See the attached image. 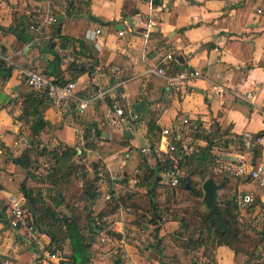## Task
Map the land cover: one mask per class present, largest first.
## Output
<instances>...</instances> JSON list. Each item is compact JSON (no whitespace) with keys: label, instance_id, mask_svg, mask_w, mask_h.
<instances>
[{"label":"crops","instance_id":"0c3cea01","mask_svg":"<svg viewBox=\"0 0 264 264\" xmlns=\"http://www.w3.org/2000/svg\"><path fill=\"white\" fill-rule=\"evenodd\" d=\"M69 5L72 8L67 13ZM0 6V53L6 58L2 59L5 64L12 68L6 78L0 69V210H6L10 193L23 195V182L32 187L37 184L34 180L40 178V163L47 165V158L39 157L33 177L14 161L27 149L25 141L29 143L33 137L32 118L24 114L26 107L32 109V103H37L48 122L39 137L42 142L77 146L79 150V145L84 146L85 159H89L93 168L98 166L105 181L136 167L143 168L146 160L156 172L157 184L161 185L155 159L144 157L140 149L156 141L161 130L171 127L180 117L190 121L182 138L189 153L206 146L204 139L196 137L195 130L199 127L209 130L212 123H218L233 138L264 131V15L257 12L258 8L264 10V0H157L154 8L147 0H16L15 5L12 2L10 6ZM29 6L34 7L29 9ZM29 13L36 20L33 23L41 21L46 14L57 17L58 22L44 25L40 39L35 42H31L30 27L32 36L28 41L3 30ZM138 14L151 16L155 21L148 42L143 37V26L137 21ZM92 15L101 22L91 20ZM97 28L101 33L94 39L88 38L87 31ZM119 30H124V35ZM169 51L176 55L178 65L171 62L165 67L167 74L190 67L201 70L203 77L169 86L164 76L150 70L161 67L160 58ZM56 55L61 57L59 63L55 61ZM21 65H31L48 75L58 72L65 81L74 79L80 99H86L90 92L105 91L106 94L84 109L77 99L57 103L51 98L39 97L19 78L17 67ZM82 67L85 71L79 74ZM215 84L224 85L227 93L216 94ZM236 91L253 92L254 97L240 100L235 96ZM141 100L145 105L136 113L132 105ZM114 101L132 111L137 125L135 133L129 130L130 119L111 123ZM93 125L101 132L100 136L96 135ZM150 126L156 129L151 131ZM86 142H94L95 148H88ZM247 158L254 165L264 166V135L258 143V155L254 156L252 151ZM215 175L216 181L222 178L221 174ZM222 190L251 192L255 196L252 210H263L264 188L248 177L230 176ZM140 191L135 200L139 202L138 212L147 215L148 226L143 238L150 243L158 227L161 253L149 244L142 248L139 240L120 248V237L112 236L101 243L107 248L104 252L110 255L114 244L117 246L113 264L120 257V249L130 253L129 259L121 258L120 264H191L181 241L174 237L179 222L165 219L158 225L151 224L150 196L146 187ZM102 195L101 192L93 203L94 213L104 207ZM69 206L60 207L71 217L73 210ZM137 216L129 224L127 214H114L110 229L121 234L137 226ZM239 218L243 219L241 214ZM41 234L43 240H50L49 234ZM56 237L62 238L61 248L57 250L59 258L38 257L35 248L21 234L0 220V255H6L11 264H61L72 253V247L65 232ZM101 237L100 232L96 233L95 242L90 245V264L108 262L101 254L96 257L94 253L93 248ZM57 244L58 241L54 245ZM216 261V264H244L245 257L227 245H220ZM253 262L264 264V250L260 259Z\"/></svg>","mask_w":264,"mask_h":264},{"label":"trees","instance_id":"16d2710c","mask_svg":"<svg viewBox=\"0 0 264 264\" xmlns=\"http://www.w3.org/2000/svg\"><path fill=\"white\" fill-rule=\"evenodd\" d=\"M70 8H72V6L70 7L69 5L67 13H69ZM35 21L31 13L27 15L24 14L16 19L15 24L7 29L3 28V30L15 33L19 40L28 41L32 36L28 28ZM48 45L51 46V43ZM55 61L59 63L61 57L56 55ZM172 62L175 63L174 65H178V60ZM0 69L2 72H5L4 77L6 78L10 75L12 68L7 66L4 60L0 59ZM177 70L178 69L172 70L170 74L175 73ZM84 71L85 69L82 67L78 72L80 74ZM51 76H54L55 82L57 83L68 82L60 77L58 72H53ZM69 81H74V79ZM34 93L39 97L48 98L43 94ZM36 104L37 103H32V109H28L27 107L24 109L25 116H31L32 118L30 126L33 137L30 138L31 142H29L27 149L24 150L19 157L15 158L14 161L20 165L28 175L34 177L33 169L38 167L37 163L39 162V157H46L48 169L45 180L50 181L54 186L59 184L62 180L77 176L79 172L85 169V166L76 161V158H82L84 156L85 150L84 146H80L82 151L78 153L79 149L77 146L63 143L50 145L42 142L39 137L48 125V122L44 119L43 114ZM92 128H94V125ZM94 129L96 135L100 136L101 132L96 127ZM154 129H156V127H149L151 131ZM89 131L90 127L85 132L86 136L89 134ZM195 131L197 138H202L206 141V146L201 148L200 151L192 153L185 152V162L183 165L184 173L181 176L179 185L174 187L164 183L158 185V177L156 176L155 170L150 168L144 159V173L137 187L126 194L121 192L115 194L111 200L105 201L104 207L98 213H94L92 207L93 203L100 197L103 189L101 184L102 176L99 174L98 166H96L94 168V177L92 179H87L82 187V195L85 201V209L83 210L86 217H81L80 214L76 215L74 211L72 212V216L68 217L62 211H59L60 206L67 205L64 196L57 195L58 192H55L56 195L54 194L49 200H46L41 190L28 186L23 182L21 191L27 200V206L34 216L37 226L41 233L49 234V237L51 236V238H53V240L50 238V240L46 241L48 242V249L52 247L51 252H57L58 248H61L59 242L62 241V238L58 239L56 234L65 232L70 241L72 253L67 256L66 259L63 258L61 264H90L92 252L89 241L91 234H94L96 230L101 233V236L105 235L109 236V238H111V236L116 238L121 237V234L113 232L110 229L111 216L119 214L121 204L125 206L129 205L132 207V210L137 209V211H139V204L135 198L143 187H146L151 200L150 223L158 225V223L165 219L178 221L179 228L174 232V237L181 241V246L185 250V256L190 259L191 264H216V250L220 245H227L237 254H242L245 257L244 264H256L255 262L252 263V261L260 259L261 252L264 250V205L262 206L263 210L261 213L262 220L256 223V220H253L251 217L247 218V220L239 218L235 193H233V197L224 196L219 199V204L213 210L208 209L203 201L204 191L202 184L208 176L211 175V177L215 178V174H221L222 178L215 181L222 184L223 188L228 184V177H230L227 173L220 172L217 169L219 163L216 162L217 155L213 150L221 149L222 151H227L231 144L236 143L240 146V151H242L244 148V137L243 135L236 136L233 139L228 137L229 133L227 131H222L218 123H212L209 130H201L199 127V129ZM263 135L264 131L253 135V137H260ZM158 138L159 137L156 139L158 140ZM182 138L176 141L179 150L183 149ZM156 141L150 144L153 146ZM85 146L91 149L95 148L94 142H86ZM252 151L254 156L258 155V144L252 147L251 152ZM82 176L86 179L88 173L85 171ZM195 176L201 178L200 184L194 178ZM248 179L252 180L250 177H248ZM124 182L126 183V181ZM156 185L170 189H178L179 187L187 189L192 197L200 201L198 202L199 207H195L192 212L187 210L184 211V213H175L172 211L169 214L168 211L162 210L158 203ZM254 203L248 209L249 212L253 211L252 206ZM201 206L204 208L202 209ZM139 216L141 218L140 222L143 223H139L138 221L137 225L140 229L146 230L148 228L147 215L141 213ZM0 220L7 227L8 222L4 210H0ZM247 229L253 230L254 233H248ZM157 233L158 227L154 230L155 238L150 240L149 246H152L158 253H161V239L158 237ZM56 241H58L57 246L54 245ZM5 259H8L6 255H0V264H2V261Z\"/></svg>","mask_w":264,"mask_h":264},{"label":"built area","instance_id":"2783aa9c","mask_svg":"<svg viewBox=\"0 0 264 264\" xmlns=\"http://www.w3.org/2000/svg\"><path fill=\"white\" fill-rule=\"evenodd\" d=\"M149 6L154 8L157 0H147ZM259 14L264 15V10L261 8L257 9ZM137 21L143 26V37L146 42L149 41L151 32L155 25V21L151 16H146L143 14L137 15ZM58 22L57 17L46 14L43 19L39 22L30 25L32 31L31 42L39 40L42 33V27L44 25H53ZM124 30H119L120 35H124ZM101 33V29L97 28L95 30H88L86 35L88 38L94 39L97 34ZM0 59H6L0 53ZM177 60L176 55L173 51H169L160 58L161 67L157 69H150L151 71L164 76L167 79L169 86L175 87L179 84H183L186 81L203 77L201 70L190 67H183L178 69L175 73L167 74L166 68L170 66L171 62ZM17 72L19 78L27 84L30 89L39 94L55 100L57 103H65L68 100L77 99L80 101L81 108H86L98 98L106 94L105 91L90 92L86 99H80L76 95V82L68 81L65 83L55 82L54 76L48 75L42 71L37 70L31 65H21L17 67ZM213 91L218 95H223L227 93V88L222 84H215L213 86ZM235 96L240 100H252L254 97L253 92H242L236 91ZM113 109V115L111 116V123L119 124L124 120L130 119L129 130L132 133L136 132L137 125L134 123V118H132V111L122 106L119 102L114 101L111 105ZM264 111V109H263ZM189 119L187 117L177 118L171 127H165L161 130L158 140L155 145L148 144L141 147L140 153L146 157H153L156 161L155 167L159 169L161 175V182L169 185L171 187L179 185L181 181V176L184 173V162H185V152L187 153V148L183 145V149L179 150L177 142L186 133L189 125ZM230 137V136H228ZM244 137V148L240 151V146L236 143L231 144L227 151H222L221 149H215L217 152L216 162L219 163L217 169L220 172H225L230 176L234 177H250L255 181L259 187L264 188V166L254 165L248 160V155L254 145L260 143L263 140V136L253 137L249 133L243 135ZM233 139V137H230ZM26 146L29 143L25 141ZM214 151V150H213ZM233 151L236 152L233 156ZM215 153V154H216ZM148 163V162H147ZM144 170L141 167H136L133 171L127 173H121L111 177L108 181L102 177V196L105 201L111 200L115 194L119 192L126 194L133 191L137 185L141 182ZM126 181V183L124 182ZM122 183V184H120ZM239 212L241 216L249 212L248 209L255 201V196L251 192H240L236 195L235 199ZM132 211V207L124 204L120 205L119 214L125 215L126 213ZM6 219L7 227L17 234H21L24 240H27L36 250L38 257L42 256L48 260H54L59 258V252H51V248L48 249V242L42 239V234L37 226V223L27 208L26 199L22 194L10 193L8 196V201L6 205ZM251 216V214L247 215ZM255 222H261L262 215L251 216ZM145 230L140 229L139 226H135L124 230L121 233L119 239L120 248L126 245L127 242L138 241L140 235L143 236ZM109 239V236L103 235L101 241L105 242ZM144 240V239H143ZM120 257L123 260H128L130 253L127 250L119 251ZM2 264H11L10 259H5Z\"/></svg>","mask_w":264,"mask_h":264},{"label":"rangeland","instance_id":"374dc122","mask_svg":"<svg viewBox=\"0 0 264 264\" xmlns=\"http://www.w3.org/2000/svg\"><path fill=\"white\" fill-rule=\"evenodd\" d=\"M12 2L14 5L16 4V0H0V5L8 4V6H10V3H12ZM1 7L2 6H0V8ZM29 7H30L29 9H31L34 6H29ZM79 146H81V145H79ZM227 152H229V151H227ZM76 161L78 163H81L83 166H85V169L82 170L81 172H79L77 174V176H72V177L68 178L67 180H62L61 182H59V184L54 185V186H53V184H51L50 181L45 180V178L47 176L48 166L40 163V165H41L40 166L41 167V170H40L41 174H39L40 178H35L34 182L37 184H33V187L37 188V189H42L41 191H42L43 197L46 200H49L54 194L56 195L55 192H58L57 195L59 194V195L64 196V198L66 200V204L71 206V207L70 206L69 207L71 208V210L74 211V213L76 215L80 214L81 217H84L85 212L83 209H85L84 208L85 207V201H84L83 195H82L83 194L82 187L84 185V182L87 179H92L94 177V168L92 167L91 163L89 162V159H85V156H83L82 158H80V157L76 158ZM85 171H86V173H88V176L86 179L82 176V174ZM208 177H211V175ZM194 178L196 179V181L199 184L201 183L200 182L201 178H198L196 176ZM39 185H41V186H39ZM140 193H141V191H139L138 194H140ZM239 193L240 192H238V193L236 192L235 195H238ZM219 195H220L219 199H221L224 196H226V197L232 196L233 197V193H231L229 190L226 191V190L221 189L219 191ZM139 199H140V197H139ZM157 199H158V203L161 206V209L165 210L166 212L168 211L169 214L172 211L175 213L176 212L184 213V211H187V210L189 212H192V211H194L195 207H199L198 202H200L196 198L192 197L189 194L188 190L183 188V187H179L178 189L177 188L176 189H170L167 187H159L157 189ZM201 208L203 209L204 207L201 206ZM59 209H60L59 211H62L64 214H66L62 210L64 208L60 207ZM97 210H99V209L97 208ZM245 213L246 212H244L242 217H243V219L247 220V218H249L251 216L261 214L262 211H258V212L251 211V212H248L246 215H245ZM126 214H127V221L129 224L131 221L134 220V217L136 215H138L137 219H138L139 223H143V222H140L141 218L139 215H141V213H139L137 211V209H134L131 212H128ZM240 214H241V212H239V215ZM249 214H251V216H247ZM137 224H138V222H137ZM146 232H144L143 235ZM247 232L251 233V234L254 233V231L250 230V229H247ZM143 237L144 236L140 235L139 242H138V245H140L142 248H144L147 244H149L148 240L143 238ZM44 241H45V239H44ZM101 243H104V242H102L101 240H98L97 246L95 248H93L95 256L97 257L98 255L101 254L108 261L106 264H113L115 255L117 253V251H116L117 246L115 244H114V247L112 246L113 249H111L112 251L109 255V254L104 252L105 249H107V248H106V246H103Z\"/></svg>","mask_w":264,"mask_h":264},{"label":"water","instance_id":"95a60500","mask_svg":"<svg viewBox=\"0 0 264 264\" xmlns=\"http://www.w3.org/2000/svg\"><path fill=\"white\" fill-rule=\"evenodd\" d=\"M90 19L95 21V22H101V20L95 16H90ZM62 23H60L61 25ZM145 105V101L141 100L138 101L137 103H134L132 106L135 110L136 113H140L143 106ZM81 149L78 150V153H81ZM202 188L204 191V197L203 201L205 202V205L207 206L208 209H215L217 205L219 204V191L223 188L222 184H219L215 181L213 177H208L202 184ZM96 233H99L98 230L94 234H91L90 236V241L89 245H91L93 242H95V235ZM121 257L116 259V264H120L121 262Z\"/></svg>","mask_w":264,"mask_h":264}]
</instances>
